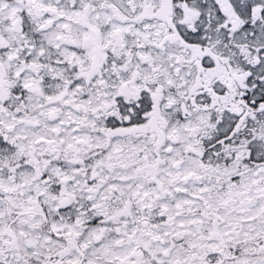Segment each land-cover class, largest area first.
I'll use <instances>...</instances> for the list:
<instances>
[{
  "label": "snow or ice",
  "instance_id": "obj_1",
  "mask_svg": "<svg viewBox=\"0 0 264 264\" xmlns=\"http://www.w3.org/2000/svg\"><path fill=\"white\" fill-rule=\"evenodd\" d=\"M0 264H264V0H0Z\"/></svg>",
  "mask_w": 264,
  "mask_h": 264
}]
</instances>
